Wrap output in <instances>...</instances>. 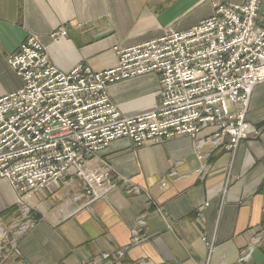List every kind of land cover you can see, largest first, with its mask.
Instances as JSON below:
<instances>
[{"label":"crops","instance_id":"crops-1","mask_svg":"<svg viewBox=\"0 0 264 264\" xmlns=\"http://www.w3.org/2000/svg\"><path fill=\"white\" fill-rule=\"evenodd\" d=\"M243 1L0 0V97L21 86L7 59L28 35L39 38L60 70L84 64L102 71L115 64L114 47L185 31L216 4ZM256 22L264 25V0ZM61 28L65 35L52 39ZM107 91L121 115H135L157 107L159 77L147 73ZM241 108L229 105L232 112ZM244 120L247 137L233 150L216 147L209 129L139 147L126 138L111 141L88 168L108 167L115 187L88 202L80 196L82 178L70 169L32 192L36 221L21 228L17 256L0 264H83L118 249L125 250L122 264H233L243 252L247 264H264V82L253 87ZM14 205V192L0 179L1 228L18 220Z\"/></svg>","mask_w":264,"mask_h":264},{"label":"built area","instance_id":"built-area-1","mask_svg":"<svg viewBox=\"0 0 264 264\" xmlns=\"http://www.w3.org/2000/svg\"><path fill=\"white\" fill-rule=\"evenodd\" d=\"M259 3H218L190 29H168L147 41L114 47L116 62L102 71L84 64L60 70L39 38L28 35L7 59L21 86L0 97V179L14 192L19 216L8 228L0 227V262L17 256L21 228L34 224L28 204L32 192L48 189L70 169L82 178L80 196L88 202L115 187L108 167L88 168L90 159L111 141L126 138L139 147L178 136L193 138L209 129L216 147L233 150L245 139L247 101L253 87L264 82ZM65 33L61 28L50 37ZM147 73L159 77L157 107L121 115L108 87ZM230 104L242 108L232 112ZM127 191L137 193L138 188L128 185ZM139 240L136 236L135 242ZM124 255L118 249L83 264H122ZM247 255L243 252L233 264H247Z\"/></svg>","mask_w":264,"mask_h":264},{"label":"rangeland","instance_id":"rangeland-1","mask_svg":"<svg viewBox=\"0 0 264 264\" xmlns=\"http://www.w3.org/2000/svg\"><path fill=\"white\" fill-rule=\"evenodd\" d=\"M60 180H61V179H60ZM14 207H15L16 213H17V215H18V206L15 204ZM30 211H31L32 214L34 215V223H35V221H36V217H35V213H34V211H33V209H32L31 207H30Z\"/></svg>","mask_w":264,"mask_h":264},{"label":"trees","instance_id":"trees-1","mask_svg":"<svg viewBox=\"0 0 264 264\" xmlns=\"http://www.w3.org/2000/svg\"><path fill=\"white\" fill-rule=\"evenodd\" d=\"M13 209L15 210V207L10 208L11 211H12Z\"/></svg>","mask_w":264,"mask_h":264}]
</instances>
